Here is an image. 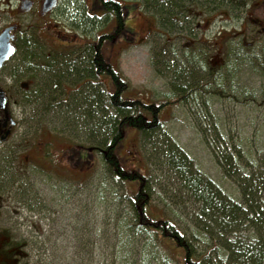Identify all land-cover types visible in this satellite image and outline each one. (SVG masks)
<instances>
[{
	"label": "rangeland",
	"instance_id": "rangeland-1",
	"mask_svg": "<svg viewBox=\"0 0 264 264\" xmlns=\"http://www.w3.org/2000/svg\"><path fill=\"white\" fill-rule=\"evenodd\" d=\"M34 1L37 7L40 0ZM119 2L128 10L123 16L124 27L117 34L119 36L104 40L101 52L128 81L125 95L159 102L174 99L180 92L179 87L185 88L186 83L198 88L187 89L185 98L163 109L161 128L149 139H141L136 130L127 128L117 149L121 162L126 168L149 170L153 208H158L184 231L198 252L206 253L213 264H236L228 261L230 243L236 251V240L246 243L260 238L264 241V230L260 232L246 221L233 237L218 232L216 247L206 252L212 245L207 228V223L211 222L201 215V204L184 189L182 179L170 171L166 163L168 154L161 144H176L177 151L181 150L192 164L194 173L210 179L216 190L239 205L243 202L241 184L249 186V182L254 185L259 181L264 184V68L246 64L243 60L237 64L229 62L221 69V76L212 78L206 63L187 64L184 60L186 37L179 36L168 42L162 17L158 15L155 22L162 33L149 35L146 32L145 17L152 23L155 21L152 8L141 9L139 0ZM104 12L97 0H58L52 14L39 16L37 12L32 17L33 35L37 44L43 45L42 50L34 51L60 57L88 52V45L84 43L93 42L101 33H112L119 25L115 14L108 13L103 17ZM217 25L218 20H215L210 30L216 32ZM127 27L131 28V34L126 31ZM168 34L172 37L175 32ZM60 37L80 45L65 51L60 45ZM205 37L206 41L210 40L211 33L207 31ZM188 38L191 45L194 41ZM214 52L215 48L207 43L202 51L203 59L208 63ZM178 71L184 72L180 75L185 79L177 80ZM101 79L106 84L109 82L107 76ZM50 96L42 98L45 113L35 120L46 122L45 127L34 125L28 135L49 133L52 137L60 130L64 138L78 143L87 141L82 128L83 108L79 101L82 97L77 98L81 105L80 112L76 113L73 98L66 99L62 93L53 96L55 100L52 96L50 100ZM55 146L70 145L67 141H56ZM87 158V163L81 164L80 172L66 173L70 178L80 177V183L66 178L58 188L59 193L50 188L49 196L55 199L49 205L54 209L47 210L50 213L57 211L55 222L51 221L50 215L46 219V209H32L36 218L28 220L27 228L34 240V264H128L123 260L126 251L131 249L126 248L124 241L128 232L124 186L110 177L98 157L93 159L91 153ZM86 164L88 169H85ZM258 200L263 203L261 210H264V197ZM239 206L247 210V205L240 203ZM23 211L24 215L28 212ZM87 239L90 244L87 242L83 246ZM133 240L132 263L129 264H142L140 250L149 239L138 233ZM244 248L239 251H246ZM151 264H155V259Z\"/></svg>",
	"mask_w": 264,
	"mask_h": 264
},
{
	"label": "trees",
	"instance_id": "trees-1",
	"mask_svg": "<svg viewBox=\"0 0 264 264\" xmlns=\"http://www.w3.org/2000/svg\"><path fill=\"white\" fill-rule=\"evenodd\" d=\"M102 7L106 17L108 13L115 14L118 19V27L112 33H101L91 43H84L88 45V52H79L74 54L73 58H77V62H67L65 64L62 61H58L56 55H47L45 53L39 54L38 49H43V45L36 44L33 46L32 52L25 53L34 58L37 57H50L49 61L44 62L43 68H38V72L43 76L49 77L50 94L48 96L59 95L56 94L55 89L60 88L63 81H67L68 84L75 86L86 81V77L93 74V84L87 82V88L83 89L79 94L66 95L74 100V112H80L79 101L82 103V128L85 130L87 141L77 143L70 138H66L69 145H79L83 148L81 150V157H88L91 153L93 159L98 157L101 161V165L110 174V177L123 184L124 197L126 199L127 214L125 215V223L128 226V232L126 239L124 240L127 249L123 256L125 263H132L130 256L132 254V244L134 243V235L141 233L149 240L141 247L140 259L142 264H151V261L155 259V264H213L207 259L206 253L198 252L191 239L182 231L171 219H169L158 208H153V202L151 198L149 180L150 173L148 169H139L133 167L126 168L122 164L117 149L123 139L124 132L127 128L136 130L141 139H149L155 133L159 132L161 128V113L163 109L169 105H173L179 102L182 97L188 95L187 89H196V85L192 83L185 84V88L179 87L178 95L174 99L163 100L159 102H146L139 97H132L125 95L128 90L129 83L121 75L118 69L113 66L106 58L102 50V44L106 38L110 39L120 33L123 29V16L128 14L127 8H124L119 0H97ZM141 9L143 7L152 8V17L157 22V16L162 17V22H165V37L170 38L169 31H173V21L175 17L179 18L181 14H186L190 9L200 10L204 13L209 12L210 18L216 19L220 0H139ZM212 10V11H211ZM176 20V19H175ZM95 20H93L94 22ZM129 34L132 33L130 27L126 29ZM173 37V36H172ZM111 41V40H110ZM80 45V44H79ZM207 43H197L195 41L188 47H184V60L187 64H203L206 60L203 59L202 51ZM34 50H38L37 52ZM238 52V49H232L229 53V58H235L234 53ZM77 56V57H76ZM260 53L255 54L256 61L252 64L258 68H264L262 60H260ZM227 58L226 65L229 63ZM234 59L230 63H234ZM215 70L212 73V78L219 77L223 74L221 69ZM184 74L183 71H178L176 77L181 81ZM194 75V74H193ZM102 76H107L109 84L108 86L101 79ZM183 79H185L183 77ZM264 83V82H263ZM102 84L103 87H99ZM195 91V90H194ZM50 100H55V97H51ZM45 95L35 97V101H43L42 98ZM82 97L79 101L77 98ZM52 98V99H51ZM77 100V101H76ZM46 107V106H45ZM77 107V109H76ZM60 122L61 120H56ZM63 122V121H61ZM63 132L58 130L55 133V137H63ZM165 151L168 154L167 165L174 172L175 175L182 179V185L189 193L193 195L195 201L201 204V215L211 223H207V228L211 235V246L206 252L211 251L216 247L218 237L220 233H224L230 236H235L237 232L241 230V227L246 221L253 228H257L260 232L264 230V210H261L260 197H264V184L261 181L256 184L249 182L248 185L241 184L240 192L244 205H247V210L240 207V203L235 204L224 196L220 191L216 190L214 183L203 177L200 174L194 173L192 164L187 161V156L181 151H177L176 144L162 143ZM87 146V147H84ZM73 181L80 183L81 178H70ZM184 183V184H183ZM253 215L249 217V213ZM129 231L132 233L130 234ZM263 237V236H260ZM90 240H85L84 245ZM236 251L232 249L230 243L229 262H235L236 264H264V241L262 239H256L255 241H246L241 243L240 240L234 242ZM246 247V248H244ZM242 248L246 251L241 252ZM83 254L86 252L84 250ZM151 260V261H150Z\"/></svg>",
	"mask_w": 264,
	"mask_h": 264
},
{
	"label": "flooded vegetation",
	"instance_id": "flooded-vegetation-1",
	"mask_svg": "<svg viewBox=\"0 0 264 264\" xmlns=\"http://www.w3.org/2000/svg\"><path fill=\"white\" fill-rule=\"evenodd\" d=\"M41 3L42 0L36 7L34 0H0V34H5L7 42L4 44L12 49L0 63V264H34V240L27 228L30 216L24 215L22 210L46 209V219L50 215L51 221L55 222L57 211L50 213L47 210L54 209L49 205L55 199L49 196L50 188L59 193L58 188L64 183L66 173L80 172L81 164L88 161L87 157H81L80 144L63 148L55 146L56 141L66 142L64 137H51L49 133L28 135L34 125L45 127L46 122L35 120L43 117L46 105L44 101H35V97L48 96L51 90L49 77L38 72L50 57L25 55L31 54L35 44L33 15L37 12L39 16L52 14L58 0L44 13H41ZM210 16L209 12L190 9L179 18L175 17L172 22L175 34L168 42L179 36L187 38L184 47L190 46L188 37L197 43L210 42L215 52L208 59L207 67L212 71L224 66L227 58L230 62L234 59L236 64L243 60L252 65L257 52L264 64V0H220L216 19L211 20ZM28 19L31 23L27 22ZM215 20H218L216 32L210 30ZM145 23L149 35L162 33L160 27L158 30L153 28L150 18L145 17ZM207 31L211 38L206 41ZM59 39L65 51L79 44ZM230 48L238 49L235 58H229ZM57 59L63 64L79 61L68 56ZM86 81L92 85L93 74L86 77ZM86 81L75 86L63 81L60 88L55 89L56 94H79L87 88ZM107 84L112 88L109 82ZM85 169H88L87 164Z\"/></svg>",
	"mask_w": 264,
	"mask_h": 264
},
{
	"label": "water",
	"instance_id": "water-1",
	"mask_svg": "<svg viewBox=\"0 0 264 264\" xmlns=\"http://www.w3.org/2000/svg\"><path fill=\"white\" fill-rule=\"evenodd\" d=\"M56 4V0H43L41 4V13H44L54 7ZM4 42H7V38L4 33L0 34V63L8 57L11 52V47L9 45H5Z\"/></svg>",
	"mask_w": 264,
	"mask_h": 264
}]
</instances>
